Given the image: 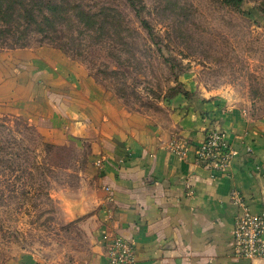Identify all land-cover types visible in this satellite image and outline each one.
Instances as JSON below:
<instances>
[{
	"label": "rangeland",
	"instance_id": "obj_1",
	"mask_svg": "<svg viewBox=\"0 0 264 264\" xmlns=\"http://www.w3.org/2000/svg\"><path fill=\"white\" fill-rule=\"evenodd\" d=\"M42 46L131 113L165 117L171 97L184 95L264 116V0L239 9L216 0H0V65L13 50ZM2 106L0 264H83L94 255L99 194L88 143H54Z\"/></svg>",
	"mask_w": 264,
	"mask_h": 264
},
{
	"label": "crops",
	"instance_id": "obj_2",
	"mask_svg": "<svg viewBox=\"0 0 264 264\" xmlns=\"http://www.w3.org/2000/svg\"><path fill=\"white\" fill-rule=\"evenodd\" d=\"M9 56L0 65L2 109L54 143L81 138L89 145L99 194L91 216L94 255L83 264H107L104 235L130 240L134 264H264L234 257L240 208L230 197L235 190L251 213L264 214V116L221 99L177 95L165 117L151 118L129 112L55 48ZM211 122L235 152L227 174L216 179L195 156ZM174 141L184 142V155L171 150Z\"/></svg>",
	"mask_w": 264,
	"mask_h": 264
},
{
	"label": "built area",
	"instance_id": "obj_3",
	"mask_svg": "<svg viewBox=\"0 0 264 264\" xmlns=\"http://www.w3.org/2000/svg\"><path fill=\"white\" fill-rule=\"evenodd\" d=\"M173 152L184 155V142L174 141L170 144ZM235 152L230 148L226 134L218 129L207 127L204 137L196 147V161L212 172V178L226 175ZM105 159H98V167H102ZM231 201L240 212L234 218L232 230L233 255L239 259L255 260L264 258V214L255 215L241 196L233 190ZM101 245L107 264H134L135 251L133 243L123 237L104 235Z\"/></svg>",
	"mask_w": 264,
	"mask_h": 264
},
{
	"label": "trees",
	"instance_id": "obj_4",
	"mask_svg": "<svg viewBox=\"0 0 264 264\" xmlns=\"http://www.w3.org/2000/svg\"><path fill=\"white\" fill-rule=\"evenodd\" d=\"M218 2H220L221 4L233 8V9H239L243 3L244 0H216ZM147 32L149 33V35L151 34L150 28L148 27V25L146 23H143ZM176 96V95H175ZM174 97V96H173ZM172 98V97H171ZM8 143V142H6ZM5 146L0 147V149H5Z\"/></svg>",
	"mask_w": 264,
	"mask_h": 264
},
{
	"label": "water",
	"instance_id": "obj_5",
	"mask_svg": "<svg viewBox=\"0 0 264 264\" xmlns=\"http://www.w3.org/2000/svg\"><path fill=\"white\" fill-rule=\"evenodd\" d=\"M211 128H214V124H213V122H211Z\"/></svg>",
	"mask_w": 264,
	"mask_h": 264
}]
</instances>
